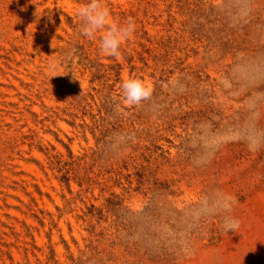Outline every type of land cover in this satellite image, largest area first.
<instances>
[{
  "label": "rangeland",
  "instance_id": "obj_1",
  "mask_svg": "<svg viewBox=\"0 0 264 264\" xmlns=\"http://www.w3.org/2000/svg\"><path fill=\"white\" fill-rule=\"evenodd\" d=\"M87 2L0 0V264H264V0Z\"/></svg>",
  "mask_w": 264,
  "mask_h": 264
},
{
  "label": "clouds",
  "instance_id": "obj_2",
  "mask_svg": "<svg viewBox=\"0 0 264 264\" xmlns=\"http://www.w3.org/2000/svg\"><path fill=\"white\" fill-rule=\"evenodd\" d=\"M76 14L82 21L81 35L94 38L97 32L103 31L100 37L99 50L105 55L118 57L123 42L130 40L135 33L136 25L129 19L125 24L114 23L110 20L109 10L101 3V0H88L87 3L76 9ZM124 98L129 104H138L151 95V88L144 81L129 78L121 82ZM224 230L236 232L239 222L227 218L224 222Z\"/></svg>",
  "mask_w": 264,
  "mask_h": 264
}]
</instances>
